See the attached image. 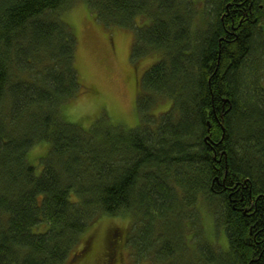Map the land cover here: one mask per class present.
I'll list each match as a JSON object with an SVG mask.
<instances>
[{
  "label": "trees",
  "instance_id": "trees-1",
  "mask_svg": "<svg viewBox=\"0 0 264 264\" xmlns=\"http://www.w3.org/2000/svg\"><path fill=\"white\" fill-rule=\"evenodd\" d=\"M72 1L0 0V264L89 261L81 235L112 216L133 220L127 242L138 263L158 252L176 264L192 249L187 264H264V1L239 22L240 10L227 13L233 0H205L211 21L200 30L190 0H84L106 26L147 19L132 57L162 53L141 85L171 108L151 127L150 97L136 93L141 123L127 132L103 116L87 129L61 117L81 90L76 38L58 14ZM42 142L49 151L36 165L29 153ZM200 199L223 248L202 238ZM115 236L99 264L113 263Z\"/></svg>",
  "mask_w": 264,
  "mask_h": 264
},
{
  "label": "rangeland",
  "instance_id": "rangeland-1",
  "mask_svg": "<svg viewBox=\"0 0 264 264\" xmlns=\"http://www.w3.org/2000/svg\"><path fill=\"white\" fill-rule=\"evenodd\" d=\"M190 1L191 6L187 8L191 10L194 6L193 11L197 8V13L194 12L188 19L193 25L200 27V30H204L205 23L211 21L210 8L205 0L203 2L202 0ZM175 9L178 10L177 7ZM58 14L69 25L76 38L74 59L81 84L78 95L62 104L61 117L87 129L103 116L102 121L109 122L111 126H117L115 128L119 131L127 132L141 123L135 102V95L139 92L141 97H150L148 98L150 104L145 110L147 121L144 123L151 127L157 125L160 116L171 108L172 100L166 95H156L143 89L141 76L153 62L159 60L162 53L149 50L150 48H145L143 51L141 48L140 53H136L138 57L131 56L132 45L136 37L135 28L146 23L147 19L138 17L128 27L106 26L95 19L84 0L72 1L65 10ZM262 37L264 40V35ZM261 49L264 53V43ZM258 75L259 82L264 87V64L257 67L256 78ZM47 147L44 142L33 146L29 153V161L38 165V158L48 153L49 147ZM203 202V199L199 200L200 211L197 210L198 213L200 212L201 235H205L202 238L205 237L211 241L216 248H223L224 236L218 231L212 232V219L204 209L205 202ZM98 218L91 221L92 225L80 238L81 244L85 239H89L92 243L91 257L86 262V257H83L75 264H99L103 249L108 250L109 246L112 251L113 233L118 235V239L116 248L113 249L112 264H164L163 260L159 259L158 252L155 255L147 254L148 258H143V262L138 263L135 260L133 250L127 242L129 226L133 222L129 216L104 217L99 219V222H95ZM183 226V236H185L189 229L188 221L183 220ZM118 228L125 230V239L118 232ZM107 236H111L112 241H109ZM184 238L186 239L187 236ZM120 242L122 243L118 246ZM80 245L76 246L73 252L77 251ZM182 245L183 251L186 244ZM190 245L193 246L194 242L191 241ZM191 250L180 253L176 258V264H187L188 260L195 256ZM195 258L192 261L198 264Z\"/></svg>",
  "mask_w": 264,
  "mask_h": 264
},
{
  "label": "flooded vegetation",
  "instance_id": "flooded-vegetation-1",
  "mask_svg": "<svg viewBox=\"0 0 264 264\" xmlns=\"http://www.w3.org/2000/svg\"><path fill=\"white\" fill-rule=\"evenodd\" d=\"M233 1L234 2H232V3L231 2L228 3L229 6H232V8L228 9V7H227V13L229 14V10L232 12H233V10H240L242 13H241V17L239 19V22H242V21H244V19H246L249 16L250 12L253 10V8H252L253 7V0H249V2H247L246 7L243 5L244 2H246V0H233ZM263 6H264V2L259 4L260 8H263ZM251 20H253V19L251 18ZM257 32L262 33L264 35V25L262 22L258 23Z\"/></svg>",
  "mask_w": 264,
  "mask_h": 264
},
{
  "label": "water",
  "instance_id": "water-1",
  "mask_svg": "<svg viewBox=\"0 0 264 264\" xmlns=\"http://www.w3.org/2000/svg\"><path fill=\"white\" fill-rule=\"evenodd\" d=\"M225 100V99H224Z\"/></svg>",
  "mask_w": 264,
  "mask_h": 264
}]
</instances>
